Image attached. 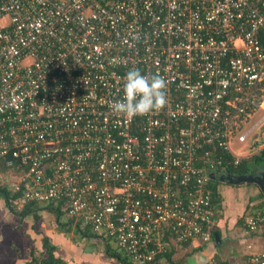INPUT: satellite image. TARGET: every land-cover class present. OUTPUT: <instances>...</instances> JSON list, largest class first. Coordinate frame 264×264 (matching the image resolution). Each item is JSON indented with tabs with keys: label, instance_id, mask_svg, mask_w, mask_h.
Returning a JSON list of instances; mask_svg holds the SVG:
<instances>
[{
	"label": "built area",
	"instance_id": "2783aa9c",
	"mask_svg": "<svg viewBox=\"0 0 264 264\" xmlns=\"http://www.w3.org/2000/svg\"><path fill=\"white\" fill-rule=\"evenodd\" d=\"M132 69L166 79L163 110L129 119L109 108ZM258 110L264 0H0L10 204L59 207L130 264L209 240L210 184L264 150L255 133L264 111L247 125ZM250 136L255 150L235 153L232 139ZM242 225L246 236L264 234V207ZM245 247L204 264H264V251Z\"/></svg>",
	"mask_w": 264,
	"mask_h": 264
},
{
	"label": "crops",
	"instance_id": "0c3cea01",
	"mask_svg": "<svg viewBox=\"0 0 264 264\" xmlns=\"http://www.w3.org/2000/svg\"><path fill=\"white\" fill-rule=\"evenodd\" d=\"M252 158L244 162L251 165ZM0 174L5 177L4 172ZM5 178L0 180V264H129L108 254L119 251L113 241H102L74 225L63 213L57 214L51 204L39 203L38 209L28 211L12 206L3 191L7 189ZM214 182L219 201L213 211L212 235L206 242L194 240L174 246L171 258H183L180 264L188 260L204 264L210 257L228 263L242 256L249 242L254 251H264V234L246 236L242 225L245 215L264 207L263 190L253 183L234 184L226 179ZM156 264L168 263L159 259Z\"/></svg>",
	"mask_w": 264,
	"mask_h": 264
},
{
	"label": "clouds",
	"instance_id": "9594fccd",
	"mask_svg": "<svg viewBox=\"0 0 264 264\" xmlns=\"http://www.w3.org/2000/svg\"><path fill=\"white\" fill-rule=\"evenodd\" d=\"M166 89L167 81L159 73L148 76L132 69L126 73L122 99L112 102L109 108L129 119L145 116L166 107Z\"/></svg>",
	"mask_w": 264,
	"mask_h": 264
},
{
	"label": "trees",
	"instance_id": "16d2710c",
	"mask_svg": "<svg viewBox=\"0 0 264 264\" xmlns=\"http://www.w3.org/2000/svg\"><path fill=\"white\" fill-rule=\"evenodd\" d=\"M98 1L104 4L108 0H98ZM263 159H264V150L261 151L260 153L256 154V155H254L253 158H252V160L254 161L253 162L254 164H257L259 161H261ZM247 165H248V163L246 164V162L243 161L236 168H232L231 166H229L228 167V173L229 172L230 173H233V171L236 172V173H244V172H246L248 170V166ZM5 171H6V168L4 167L3 162H0V173L5 172ZM210 187H211L212 196H213V198H212V206L213 207L212 208L215 209V211H216V207L215 206L218 205L219 199H218V193H217V190H216V184H215V182L211 183L210 184ZM3 191H4L5 195H6V200L10 203V201H9V194H10V192H8L7 189H6V191L5 190H3ZM39 203L40 202H35V201L34 202H27L21 208V211H28L31 208H37L36 204H39ZM54 207H56V206H54ZM54 210L56 211L57 214H62V211L60 210L59 207H56V209H54ZM86 230L90 232L89 228H86ZM211 235H212V233H211ZM189 243H191V242L188 241L185 244H189ZM173 250H174V248L172 247L167 253H165V254H158L156 256L157 261L159 259H165L168 264H180L183 261V258H180V259H177V260L176 259L174 260V259L171 258V255H172ZM108 254L109 255H112V256H116L118 258L119 257L120 258H123V261H125V262H127L129 264L131 263L130 260H129L128 255L123 254V253H121L119 251L117 253L116 252L115 253H111L110 251H108ZM49 255H52V253L49 254ZM52 260H54V259H52ZM54 261H56V260H54Z\"/></svg>",
	"mask_w": 264,
	"mask_h": 264
},
{
	"label": "rangeland",
	"instance_id": "374dc122",
	"mask_svg": "<svg viewBox=\"0 0 264 264\" xmlns=\"http://www.w3.org/2000/svg\"><path fill=\"white\" fill-rule=\"evenodd\" d=\"M263 111L264 110H258L257 112H255L253 114L252 118L250 119V121L248 122L247 125L252 124ZM255 133H259L261 139L264 140V123L262 125H260L255 130ZM230 146L234 150V152L237 153V154H246L249 151H254L255 150V147L251 143V136L250 137H247V139L244 142H238L234 138L230 142ZM247 166H248V172H247L248 180H252V178L254 177V175H257L258 174V175H260L261 181H262V177L264 178V159L261 160V161H259L257 164L252 163L251 165L248 164ZM231 176H233V175H231ZM249 183L255 184L258 188H260V190H262L261 187L259 186V184H256L254 182H249Z\"/></svg>",
	"mask_w": 264,
	"mask_h": 264
},
{
	"label": "water",
	"instance_id": "95a60500",
	"mask_svg": "<svg viewBox=\"0 0 264 264\" xmlns=\"http://www.w3.org/2000/svg\"><path fill=\"white\" fill-rule=\"evenodd\" d=\"M231 175H233V176H231ZM223 179L224 180L226 179V181H228L230 183H234V184H244V183L254 182L256 184H259V186L261 187V189L264 192V178L262 177V181H261V177L258 174L254 175L252 180H248L247 173H242V174H229V173H227ZM216 238H217V236H216Z\"/></svg>",
	"mask_w": 264,
	"mask_h": 264
}]
</instances>
